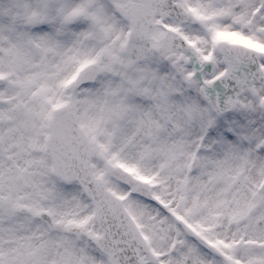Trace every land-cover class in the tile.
Returning a JSON list of instances; mask_svg holds the SVG:
<instances>
[{
    "label": "snow or ice",
    "instance_id": "6c2138e0",
    "mask_svg": "<svg viewBox=\"0 0 264 264\" xmlns=\"http://www.w3.org/2000/svg\"><path fill=\"white\" fill-rule=\"evenodd\" d=\"M0 264H264V0H0Z\"/></svg>",
    "mask_w": 264,
    "mask_h": 264
}]
</instances>
